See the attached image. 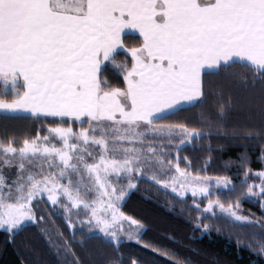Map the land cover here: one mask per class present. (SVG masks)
Returning <instances> with one entry per match:
<instances>
[{"label": "snow or ice", "instance_id": "snow-or-ice-1", "mask_svg": "<svg viewBox=\"0 0 264 264\" xmlns=\"http://www.w3.org/2000/svg\"><path fill=\"white\" fill-rule=\"evenodd\" d=\"M27 120L30 133L0 126L9 243L31 229L56 264H197L125 213L148 183L201 239L247 230L224 238L264 264V0H0V121ZM198 143L197 169L181 153ZM226 148L234 173L207 175Z\"/></svg>", "mask_w": 264, "mask_h": 264}, {"label": "trees", "instance_id": "trees-1", "mask_svg": "<svg viewBox=\"0 0 264 264\" xmlns=\"http://www.w3.org/2000/svg\"><path fill=\"white\" fill-rule=\"evenodd\" d=\"M129 44H135L136 41L129 40ZM184 116L195 118L194 113H186ZM4 123L12 125V130L22 133H30L33 130L34 122L16 121L5 122L0 121V126ZM213 147L222 144V141H213ZM206 146V142H204ZM259 145L253 144L249 146V152L253 154L254 170L259 169V164L255 162V154L259 151ZM196 151L190 146L186 151L182 152V156H187L189 160L198 169L201 165L202 158L206 153L201 149V144L195 145ZM238 149L226 148L223 152L214 151L212 153L213 164L207 175H232L223 169L222 164L229 158H235ZM191 200H189V204ZM245 213L255 214L261 217V210L255 203H244L242 205ZM124 211L127 215H131L141 220L148 229L144 241L152 243L158 247L170 249L181 253L182 255H190L181 244L188 245L199 252L198 256L193 259L197 264H262L256 256L250 254L247 250H237L234 244H231L224 236L228 234H240L241 237H248L249 232L245 229L228 228L223 235L213 234L211 237L200 238V233L193 231L191 226V216L186 205L179 203L171 196L165 197L163 192H158L151 184L144 183L140 185V192L133 196L128 202ZM192 215H195L194 213ZM55 228L65 231L62 222L53 216ZM51 228V226H50ZM67 235V233H65ZM195 236V239H190ZM166 237H174L180 243H172ZM8 236L0 231V264H56L57 257L50 252L44 240L34 231L29 230L20 236H17L15 243L8 242ZM125 256L141 254V249L136 246H125L122 250ZM159 264H163L160 261Z\"/></svg>", "mask_w": 264, "mask_h": 264}]
</instances>
